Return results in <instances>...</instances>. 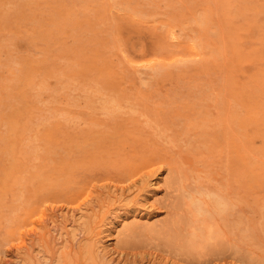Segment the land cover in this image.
I'll list each match as a JSON object with an SVG mask.
<instances>
[{
    "label": "rangeland",
    "instance_id": "1",
    "mask_svg": "<svg viewBox=\"0 0 264 264\" xmlns=\"http://www.w3.org/2000/svg\"><path fill=\"white\" fill-rule=\"evenodd\" d=\"M44 229L99 264H264V0H0V264Z\"/></svg>",
    "mask_w": 264,
    "mask_h": 264
},
{
    "label": "bare ground",
    "instance_id": "2",
    "mask_svg": "<svg viewBox=\"0 0 264 264\" xmlns=\"http://www.w3.org/2000/svg\"><path fill=\"white\" fill-rule=\"evenodd\" d=\"M143 14V13H142ZM202 16V15H201ZM197 19H199V18H197ZM201 23V22H200ZM182 24V23H181ZM212 31V30H211ZM211 33V32H210ZM206 45V44H205ZM206 51V50H205ZM209 51V50H208ZM207 52V51H206ZM210 53V52H209ZM212 53V52H211ZM193 60V59H192ZM166 66V65H165ZM160 68V67H159ZM155 69V68H154ZM156 70V69H155ZM140 71H142V70H140ZM139 71V72H140ZM141 73V75H142V72H140ZM142 78H143V76H142ZM144 79V78H143ZM145 82V81H144ZM141 83H142V81H141ZM147 83V82H146ZM143 85H144V83H143ZM149 86V85H148ZM98 100V99H97ZM60 115V114H59ZM180 118V117H179ZM35 140V139H34ZM185 164V163H184ZM172 177H174L173 175H172ZM186 177V176H185ZM187 178V177H186ZM159 179V178H158ZM173 179V178H172ZM215 180V179H214ZM173 181H174V179H173ZM180 181V180H179ZM181 183V182H180ZM193 183V182H192ZM186 184V183H185ZM120 187V186H119ZM202 187V186H201ZM189 188V187H188ZM182 189V188H181ZM195 189V188H194ZM190 190V189H189ZM203 190V189H202ZM181 191V190H180ZM186 191V190H185ZM184 191V192H185ZM188 191V190H187ZM192 191V190H191ZM198 191V190H197ZM223 191H225V190H223ZM189 192V191H188ZM211 193V192H210ZM209 193V194H210ZM197 194H198V192H197ZM205 194H207V193H205ZM85 195V194H84ZM83 195V196H84ZM179 195H181V193H179L178 194V197H179ZM186 195H188V194H186ZM154 196V195H153ZM206 196V195H205ZM212 196H213V194H212ZM198 198H199V196H198ZM217 198H220L221 199V197L219 196V197H217ZM223 198H225V197H223ZM196 199V198H195ZM178 200V199H177ZM217 200V199H216ZM223 200V199H222ZM226 200V199H225ZM224 200V201H225ZM228 200V199H227ZM227 200H226V202H227ZM175 201V200H174ZM180 201V200H179ZM194 201V200H193ZM201 201H202V199H201ZM220 201V200H219ZM200 202V201H199ZM205 202V201H204ZM216 202V201H215ZM214 202V203H215ZM173 203V202H172ZM203 203V202H202ZM220 204H222V202H219ZM225 202H223V204H224ZM182 204H183V202H182ZM192 204V203H191ZM195 205H196V203H194ZM193 204V205H194ZM227 204H228V202H227ZM230 204H232V203H230ZM236 204V203H235ZM30 206L28 207V209L30 210V214L29 215H32V214H36V212L38 213V209L40 210V208H36V207H34V205H32V203H30L29 204ZM200 205V204H199ZM203 205V204H202ZM202 205H201V207H202ZM204 205H206V204H204ZM225 205H226V203H225ZM225 205H222L223 207L225 206ZM234 205V204H233ZM177 206V205H176ZM229 206V205H228ZM55 207V206H54ZM199 207V206H198ZM217 207H219L218 205H217ZM195 208V207H194ZM205 208V207H204ZM203 208V209H204ZM225 208V207H224ZM223 208V209H224ZM227 208V207H226ZM230 208V207H229ZM200 209L201 208H199V211H200ZM207 208H205V210H206ZM222 209V210H223ZM69 210V209H68ZM212 210V209H211ZM214 210V209H213ZM225 210V209H224ZM226 211V210H225ZM235 211V210H234ZM40 212V211H39ZM210 214H211V212L210 211H208ZM77 213V212H76ZM201 213V212H200ZM205 213V212H204ZM209 213H207V214H209ZM217 213H218V211H217ZM209 214V215H210ZM221 215H223V213H220ZM174 215V214H173ZM181 215V214H180ZM230 215V214H229ZM114 216V215H113ZM30 218H32V216H30ZM136 219V218H135ZM185 219V218H184ZM210 219V218H209ZM226 219V218H225ZM137 220H138V218H137ZM169 220V219H168ZM133 221H134V219H133ZM192 221V220H191ZM125 222V221H124ZM166 222V221H165ZM168 222V221H167ZM142 223V222H141ZM170 223V222H169ZM188 223V222H187ZM131 224H134V223H132L131 222ZM175 224V223H174ZM54 225H55V223H54ZM53 225V226H54ZM124 225V224H123ZM126 225H128V223H126L124 226H126ZM129 225H130V223H129ZM143 225V224H142ZM164 225V224H163ZM170 225V224H169ZM172 225V224H171ZM178 225V224H177ZM201 225V224H200ZM199 225V226H200ZM133 226H139V225H137V223H135ZM162 226V225H161ZM166 226V225H165ZM168 226V225H167ZM176 226V225H175ZM194 226H195V224H194ZM199 226H197L196 228H194L193 229V234H194V231H196V229H198V227ZM54 227H56V226H54ZM140 227V226H139ZM169 227V226H168ZM167 227V228H168ZM171 227V226H170ZM169 227V228H170ZM215 227H217V225L215 226ZM53 228V227H52ZM51 228V229H52ZM126 228H129V227H127L126 226ZM132 228V227H131ZM162 228V227H161ZM164 228H166V227H164ZM184 228V227H183ZM219 228V227H218ZM53 229H55V228H53ZM106 229V228H105ZM118 229V228H117ZM153 229V228H152ZM200 229V228H199ZM19 230H20V228H19ZM127 230H130V229H127ZM158 230V229H157ZM161 230V232L163 231L162 229H160ZM173 230V229H172ZM186 230V229H185ZM214 230H216L217 231V229H213L212 230V232H210L209 234H212V235H214L215 236V233H213L214 232ZM117 231H119L120 232V230H117ZM132 231H133V229H132ZM135 231V230H134ZM174 231V230H173ZM179 231V230H178ZM215 231V232H216ZM160 232V233H161ZM166 232V231H165ZM185 231H183V233H184ZM201 232V231H200ZM218 232H219V229H218ZM220 232H221V229H220ZM80 233V232H79ZM163 233V232H162ZM222 234H223V232H221ZM110 234H112V233H110ZM159 234V233H158ZM167 234V233H166ZM169 234V233H168ZM173 234V233H172ZM172 234H170V235H172ZM180 234V233H179ZM179 234H177V237L179 238L180 236H179ZM193 234H190L189 233V235L190 236H192ZM208 234V233H207ZM220 234V233H219ZM218 234V237H220V235ZM222 234H221V237H222ZM180 235H182V237H183V234H180ZM202 235V234H201ZM212 235H210V236H212ZM56 236V235H55ZM51 232H50V230L49 229H44V230H41V231H38V232H34L33 233V236L31 237V239H30V241L27 243H25V242H22L19 246L21 247V249H23V250H21V255L19 256L20 257V259L18 260V264H79L80 262H81V259L82 258H84V260L85 261H87L89 264H99V263H96L95 262V256H97V254H99L97 251H95V248H94V246H93V244H89V243H84V244H80V240L82 239V237L81 238H75L76 239V242L75 241H72V240H70V239H63V238H60V237H58V238H56ZM190 236H188V241H189V238H193L194 239V235L192 236V237H190ZM203 237H204V235H202ZM209 236V235H208ZM207 236V237H208ZM213 236V237H214ZM110 237V236H109ZM171 237V236H170ZM176 237V236H175ZM186 237V236H185ZM108 238V237H107ZM177 238V239H178ZM206 238V237H205ZM210 238V237H209ZM217 238V237H216ZM184 239H186V238H184ZM183 238H182V241H185L186 243V245L185 246H187V243H188V241H186V240H184ZM213 239V238H212ZM87 240V239H86ZM171 241H172V239H170ZM174 240V239H173ZM203 242H204V244L206 243V240H204V239H201ZM200 240V241H201ZM210 240V239H209ZM214 240V239H213ZM90 241V240H89ZM168 241H169V239H168ZM208 241V240H207ZM211 241V240H210ZM194 242H195V240H194ZM194 242H193V244H194ZM203 242H200L201 244H203ZM213 242V241H212ZM177 243H178V240H177ZM200 243H199V245H198V243H197V245L198 246H200ZM170 244H171V242H170ZM183 245H184V243H182ZM191 244V243H190ZM190 244H188V245H190ZM171 245H173V243L171 244ZM176 245H178V244H176ZM179 246H181V244H180V242H179ZM205 246V245H204ZM182 247V246H181ZM191 248H193L194 247V245H193V247H192V245L190 246ZM197 247V246H196ZM206 247V246H205ZM106 248V247H105ZM179 248V247H178ZM182 249V248H181ZM188 247H187V252H188ZM201 249V248H200ZM176 250H177V248H176ZM190 250V249H189ZM193 250V249H192ZM191 250V251H192ZM198 250V249H197ZM204 250V249H203ZM182 252H183V250H181ZM196 253V252H195ZM197 253H199V251L197 252ZM201 253V252H200ZM109 254V253H108ZM110 255V254H109ZM128 262V261H127ZM131 264V263H130Z\"/></svg>",
    "mask_w": 264,
    "mask_h": 264
}]
</instances>
